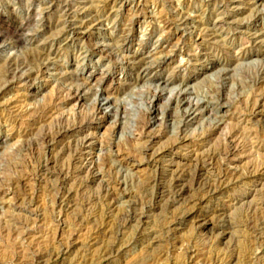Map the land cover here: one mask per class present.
Here are the masks:
<instances>
[{
    "label": "rangeland",
    "instance_id": "1",
    "mask_svg": "<svg viewBox=\"0 0 264 264\" xmlns=\"http://www.w3.org/2000/svg\"><path fill=\"white\" fill-rule=\"evenodd\" d=\"M0 39V264H264V0H0ZM13 58L41 91L9 77ZM80 86L87 99L65 103ZM98 104L89 129L46 148L41 135L81 125ZM44 107L41 133L24 137L26 112ZM180 170L204 216L171 231L186 206L151 209L153 182Z\"/></svg>",
    "mask_w": 264,
    "mask_h": 264
},
{
    "label": "bare ground",
    "instance_id": "2",
    "mask_svg": "<svg viewBox=\"0 0 264 264\" xmlns=\"http://www.w3.org/2000/svg\"><path fill=\"white\" fill-rule=\"evenodd\" d=\"M28 7V6H27ZM46 11V10H45ZM183 13V12H182ZM32 14V13H31ZM180 15V19L178 20L180 22V24L183 26V27H188L191 25L192 21H191V18L189 16H186L185 14H179ZM32 16V15H31ZM33 21V20H32ZM21 23V22H20ZM45 26V25H44ZM13 27V26H12ZM23 25L19 26L17 28V31H22L23 29ZM153 31V30H152ZM1 40V39H0ZM3 41V40H2ZM161 42V41H160ZM159 42V43H160ZM169 44V40L166 42ZM4 46V45H3ZM10 47H15V43L12 44V45H9ZM163 45H161L162 47ZM170 47V46H169ZM174 47V46H173ZM172 48V47H171ZM96 50H100V48H95ZM158 49V48H157ZM95 50V51H96ZM168 53V52H166ZM169 54V53H168ZM166 55V54H165ZM168 56V55H166ZM165 56V57H166ZM42 57V56H41ZM39 60L41 59L40 57H37ZM133 59L134 61H136L137 63H134L135 64V69H139V68H142V66L144 65L143 62H142V59L139 58V56H134ZM168 58V57H167ZM36 59V58H35ZM33 59V61L35 60ZM8 60V59H7ZM43 60V59H42ZM31 61V60H30ZM164 61V60H163ZM35 62V61H34ZM37 62V61H36ZM26 63V62H25ZM31 63H29L30 65ZM37 64V63H36ZM38 66V65H37ZM4 67V66H3ZM132 67V68H134ZM27 67L25 66L24 63H20L18 61V59H9L8 62H7V65L5 67V71L6 73L9 75H13L15 78H19L21 80V82L23 83L24 87H31V88H34L36 91H41L42 90V87H38L36 85V82L35 80H38L39 79V76L40 74H32L29 72H24V70L26 69ZM148 68V67H147ZM4 69V68H3ZM148 70V69H147ZM19 73H22L21 75ZM42 73V72H41ZM20 75V76H19ZM8 77V76H6ZM34 81V83H33ZM30 83H33V85H29ZM81 88L78 87L77 90H73V92L70 91L69 94H67V97L65 98V103H68L69 101L71 100H77V102H80V101H83L85 99H87L88 97V93L87 92H84L83 90V87L80 86ZM108 92H110V90H104L103 94H107L106 95V100H109L110 99V96L108 95ZM158 99H162L163 97V93L161 92L158 96ZM172 100L178 104H185L187 106V109H190V111H199L200 109V106L199 104H195V102L191 101V99L189 98H185L184 97V94L182 92H178L177 94H175V97L173 96L172 97ZM172 101V102H173ZM7 101L6 105H5V109L9 112L10 115L14 114L16 111V105H15V102L11 101L9 102ZM109 104H111V102H109ZM207 105V106H206ZM205 107H206V110L207 108L210 106V104H206ZM48 108V107H47ZM46 107H44V109L42 108H39V109H36V110H31V111H27L26 112V116H29L30 118V121H31V124H30V129H28L30 131L27 132L24 137H27L29 134L30 135H34V133L36 134L35 131L38 130L39 133H41L39 131L40 128H43L41 127L43 121L46 119V115L48 112H47V109ZM42 109V110H41ZM29 110V109H28ZM95 113L93 114L94 116L92 118H88L86 119L81 125H77V127L75 126V124H68L66 123L65 120H61V121H56L57 124H58V127H56V130H53V131H47L45 132V134H43V136L41 135L42 137V140L44 142V145H46V148H51V147H54L56 146L59 142V139L61 138H68L69 136L72 138L74 136H77L79 135L81 132H83L84 130H87L91 127V125L93 124V121L95 120V116L97 117L99 111L101 110V105L98 104V106L95 108ZM50 111V110H49ZM214 110H209L208 112H211V114L213 113ZM216 111V110H215ZM154 114H157V111L154 113ZM57 119V118H56ZM29 122V120H28ZM46 122V121H45ZM54 122V123H56ZM44 124V123H43ZM56 124V125H57ZM44 126V125H43ZM145 126L146 128L151 126V121H147L145 123ZM46 128V127H44ZM47 130V129H46ZM41 131H44L43 129ZM25 133V131H24ZM43 133V132H42ZM145 134V133H144ZM32 135V136H33ZM38 135V133H37ZM154 136V135H153ZM152 136V137H153ZM31 137V136H30ZM151 137V138H152ZM29 138V137H28ZM155 138L154 137L152 140H150L149 143H146L145 144H148L144 149H146L147 151H149V155L147 158L148 159V163H159L160 161V157L162 156L158 151H156L154 149V147H152L151 145L155 142ZM25 140V139H24ZM148 140V139H147ZM232 140V139H231ZM229 142V146L226 150V153L224 151V155L225 156V160H227L230 164L231 163H235L237 162L238 160L236 159L235 157V152L237 150V145L235 142L231 141ZM79 141V140H78ZM22 142V141H21ZM77 142V141H76ZM81 144L80 146L81 147H86L87 146V143L82 139L79 141ZM77 142L76 144L78 145ZM77 145H75L77 147ZM79 146V145H78ZM79 146V147H80ZM90 146L89 148H93L94 144L90 142V144L88 145ZM67 147V146H66ZM71 148V147H70ZM213 155V154H212ZM209 156V154H208ZM207 156V157H208ZM100 157V156H99ZM210 157H215V156H210ZM204 160V159H203ZM210 161H212V158H209ZM208 161V160H207ZM209 161V163H210ZM49 161L48 163H46L45 166H43L42 170L43 172L45 173H48V174H53V172L51 171V168H50V165H49ZM88 163V162H87ZM141 163V161H140ZM204 163V161H203ZM173 165V163H172ZM210 165L208 163H204V164H201L200 167H199V171L197 174H195L196 176H194V178L196 177V179H199L201 173L206 169V167ZM88 168H91V176L92 177V180H97L98 178H102L103 176H101V171L98 169V166H97V163L94 162V161H91L89 162L87 165H86ZM227 171V170H226ZM172 173V172H171ZM227 173V172H226ZM225 173V174H226ZM234 174V171L233 172H229V176L231 174ZM101 174V175H100ZM223 174V173H222ZM232 174V176H233ZM227 174L225 175L226 177L228 176ZM242 176V175H240ZM245 176V175H244ZM189 177L190 175L185 172V171H179V172H176V173H173V175L171 176V179H170V184L168 183H165V179L162 180V179H159L153 183H155V187H156V195H155V205L151 208V209H160V205H158L157 202V199H160V200H163L164 202H167V205L169 204V206H175V205H178V204H182V205H185L186 206V209L183 210L184 212L182 213V216L180 218V221H178L177 219H174L169 221V226L168 228L172 231V230H176V228L180 227V226H184L185 224H187V222H189L190 220L192 219H196V220H200L201 217L204 216L203 213H199L198 211L195 210V206L194 203L195 201L197 200V198L194 197V195H192V185L190 186L189 184H185V183H189ZM193 177V176H192ZM234 177V176H233ZM238 177V176H237ZM11 178V177H10ZM156 178V177H155ZM154 178V179H155ZM225 178V177H224ZM236 179V177H235ZM102 181V180H101ZM15 182V181H13ZM11 182V183H13ZM191 182V181H190ZM16 184H19V183H16ZM206 193H209L208 190H211V186L209 185H206ZM204 186V187H205ZM203 187V185H202ZM15 189V188H13ZM1 191V190H0ZM212 191V190H211ZM1 193V192H0ZM114 193V192H112ZM113 196L112 197H120V196H126V194H124V192H119L118 194H112ZM197 202V201H196ZM3 203V202H2ZM2 203L0 202V209L1 207L3 206ZM190 206V207H189ZM174 208V207H173ZM146 213H143L142 217L140 218L141 222H143L146 218ZM223 219V218H222ZM224 223L221 225H217V227H220L223 229V234H225L228 230H229V227L228 225L226 224L225 220H223ZM140 222V223H141ZM167 224V223H166ZM165 224V225H166ZM10 226V225H9ZM19 232V231H18ZM21 233V232H20ZM155 241V240H154Z\"/></svg>",
    "mask_w": 264,
    "mask_h": 264
}]
</instances>
